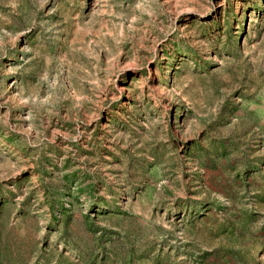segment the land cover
<instances>
[{"label": "rangeland", "instance_id": "374dc122", "mask_svg": "<svg viewBox=\"0 0 264 264\" xmlns=\"http://www.w3.org/2000/svg\"><path fill=\"white\" fill-rule=\"evenodd\" d=\"M0 264H264V0H0Z\"/></svg>", "mask_w": 264, "mask_h": 264}]
</instances>
